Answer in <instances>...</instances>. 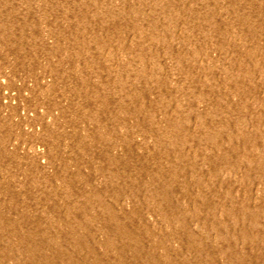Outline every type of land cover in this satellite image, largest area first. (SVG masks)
Listing matches in <instances>:
<instances>
[{"label":"rangeland","instance_id":"1","mask_svg":"<svg viewBox=\"0 0 264 264\" xmlns=\"http://www.w3.org/2000/svg\"><path fill=\"white\" fill-rule=\"evenodd\" d=\"M1 77L0 264H264V0H0Z\"/></svg>","mask_w":264,"mask_h":264},{"label":"bare ground","instance_id":"2","mask_svg":"<svg viewBox=\"0 0 264 264\" xmlns=\"http://www.w3.org/2000/svg\"><path fill=\"white\" fill-rule=\"evenodd\" d=\"M96 26H97V25H96ZM1 78H2L3 80H5L4 77H1ZM5 89H6V90L3 91L4 96H6V95L8 94V93H7V91H8L7 88H5ZM26 129H27V128H26ZM202 153H203V152H202ZM167 174H168V173H167ZM136 177H137V176H136ZM156 178H157V177H156ZM158 185H159V184H158ZM79 187H80V186H79ZM134 187H135V186H134ZM121 188H122V187H121ZM146 190H147V189H146ZM127 191H128V190H127ZM134 191H135V190H134ZM152 193H153V192H152ZM170 198H171V197H170ZM165 206H166V205H165ZM170 207H171V206H170ZM76 213H77V212H76ZM171 213H172V212H171ZM125 214H126V213H125ZM169 216H170V215H169ZM112 217H113V216H112ZM243 219H244V218H243ZM3 222H4V221H3ZM114 222H115V221H114ZM118 222H119V221H118ZM118 222H117V223H118ZM8 223H9V222H8ZM112 223H113V222H112ZM114 224H115V223H114ZM119 224H120V223H119ZM231 224H232V223H231ZM116 225H118V224H116ZM116 225H115V228H116ZM122 225H123V224H122ZM251 225H252V224H251ZM111 226H112V225H111ZM118 226H119V225H118ZM124 226H125V225H124ZM186 227H187V226H186ZM113 228H114V227H113ZM113 228H112V229H113ZM119 228H120V227H119ZM256 228H257V227H256ZM7 229H8V228H7ZM126 229H128V228H126ZM126 229H125V230H126ZM179 229H180V228H179ZM108 230H109V229H108ZM108 230H107V231H108ZM110 230H111V229H110ZM116 230H117V229H116ZM116 230L114 229V231H116ZM238 230H239V229H238ZM260 230H261V229H260ZM127 231H131V230L129 229V230H127ZM241 231H242V230H241ZM16 232H17V231H16ZM109 232H110V231H109ZM132 232H133V231H132ZM126 233H127V232H126ZM126 233H125V231H124V228H122V230H118V234H117V235H118L119 237H123V236L125 237ZM139 233H140V232H139ZM183 233H184V232H183ZM192 233H193V232H192ZM242 233H243V232H242ZM16 234H17V233H16ZM106 234H107V236L109 237L108 233H106ZM115 234H116V233H114V235H115ZM128 234L130 235L129 232H128ZM142 234H143V233H142ZM186 234H187V233H186ZM10 235H11V234H10ZM19 235H20V234H19ZM117 235H115V236H117ZM133 235H134V233H133ZM133 235H132V236H133ZM189 235H190V234H189ZM135 236H136V234H135ZM256 236H257V235H256ZM70 237H71V236H70ZM124 237H123V238H124ZM127 237H129V236L127 235ZM130 237H131V236H130ZM130 237H129V238H130ZM184 237H185V235H184ZM187 237H188V236H187ZM109 238H110V237H109ZM129 238H127V239H129ZM131 238H132V237H131ZM141 238H142V237H141ZM171 238H172V237H171ZM185 238H186V237H185ZM256 238H257V237H256ZM23 239H24V238H23ZM77 239H78V238H77ZM106 239H107V238H106ZM116 239H117V238H116ZM127 239H126L125 241H127ZM166 239H167V238H166ZM187 239H188V238H187ZM246 239H247V238H246ZM28 240H29V239H28ZM117 240H118V239H117ZM123 240H124V239H123ZM123 240H121V241L124 243L125 241H123ZM131 240H132V239H131ZM131 240H128V241H131ZM135 240H136V239H135ZM137 240H138V239H137ZM190 240H191V239H190ZM247 240H248V239H247ZM79 241H80V240H79ZM118 241H119V240H118ZM128 241H127V242H128ZM195 241H196V240H195ZM127 242L124 243V245L127 244ZM36 243H37V242H36ZM77 243H78V242H77ZM193 243H194V242H193ZM241 243H242V242H241ZM133 244H134V241H133ZM137 244H138V243H137ZM182 244H183V243H182ZM79 245H80V244H79ZM129 245H130V244H129ZM138 245H139V244H138ZM195 245H196V244H195ZM231 245H232V243H231ZM81 246H83V245H80V248H81ZM86 246H87V245H86ZM112 246H113V245H112ZM120 246H122V245H120ZM120 246H119V247H120ZM125 246H126V245H125ZM189 246H190V245H189ZM200 246H201V245H200ZM74 247H75V246H74ZM93 247H94V246H93ZM110 247H111V246H110ZM127 247H128V246H127ZM131 247H132V246H131ZM134 247H136V244H135V246L132 247V249H131L130 251H132V250L134 249ZM141 247H142V246H141ZM146 247H147V246H146ZM194 247H195V246H194ZM80 248H79V246H78V249H80ZM120 248H121V247H120ZM136 248H137V247H136ZM136 248H135V249H136ZM139 248H140V247H139ZM212 248H213V247H212ZM248 248H249V247H248ZM69 249H70V248H69ZM126 249H127V248H126ZM137 249H138V248H137ZM137 249H136V250H137ZM152 249H153V248H152ZM195 249H196V247H195ZM207 249H208V248H207ZM124 250H125V248H124ZM140 250H141V249H139V252H140ZM153 250H154V249H153ZM192 250H193V249H192ZM198 250H199V249H198ZM209 250H210V249H208V251H209ZM233 250H235V249H233ZM125 251H126V250H125ZM134 251H135V250H134ZM137 251H138V250H137ZM137 251H136L135 253L138 254L139 252H137ZM143 251H144V250H142V252H143ZM145 251H146V250H145ZM220 251H221V250H220ZM36 252H37V250H36ZM97 252H98V251H97ZM120 252H121V249H120ZM122 252H124V251H122ZM76 253H77V252H76ZM84 253H85V252H84ZM140 253H141V252H140ZM146 253H147V252H146ZM190 253H191V252H190ZM200 253H201V252H200ZM208 253H209V252H208ZM82 254H83V253H82ZM133 254H134V253H132V255H133ZM137 254H136V255H137ZM229 254H230V253H229ZM231 254H232V253H231ZM61 255H62V254H61ZM70 255H71V254H70ZM120 255H123V254L121 253ZM139 255H140V254H139ZM139 255H138V256H139ZM142 255H143V253H142ZM165 255H166V254H165ZM167 255H168V254H167ZM183 255H184V254H183ZM81 256H82V255H81ZM105 257H106V256H105ZM133 257H134V256H133ZM162 257H163V256H162ZM165 257H166V256H165ZM168 257H169V256H168ZM217 257H218V256H217ZM225 257H226V256H225ZM67 258H68V257H67ZM138 258H139V257H138ZM184 258H185V257H184ZM209 258H210V257H209ZM69 259H70V258H69ZM149 259H150V258H149ZM229 259H230V258H229ZM232 259H233V258H232ZM45 260H46V259H45ZM136 260H137V259H136ZM145 260L147 261V259H145ZM165 260H166V259H165ZM184 260H185V259H184ZM73 261H74V260H73ZM146 261H145V262H146ZM178 262H179V261H178ZM187 262H189V261H187ZM51 263H52V262H51ZM148 263H149V262H148ZM150 263H151V262H150ZM166 263H167V262H166ZM144 264H145V263H144ZM152 264H153V263H152ZM207 264H208V263H207Z\"/></svg>","mask_w":264,"mask_h":264},{"label":"built area","instance_id":"3","mask_svg":"<svg viewBox=\"0 0 264 264\" xmlns=\"http://www.w3.org/2000/svg\"><path fill=\"white\" fill-rule=\"evenodd\" d=\"M0 80H1V82H4V80L2 78H0ZM4 90H6V89H4ZM7 90H8L7 91L8 94L6 96H3L2 103H4V104H15L16 103V94H15L14 90H12V89H7ZM23 113H24V111L21 110L20 114H23ZM30 115H31V113L29 112V113L26 114V117L30 118ZM37 143L40 144V145L42 144L40 142H37ZM37 147L38 148L35 151H33V152L36 154V156L38 158H40V160L42 162H44V157H43L44 156V150H43V147L42 146H37Z\"/></svg>","mask_w":264,"mask_h":264}]
</instances>
